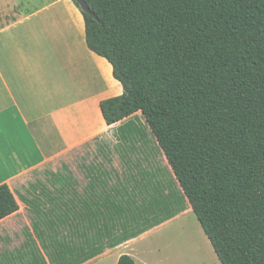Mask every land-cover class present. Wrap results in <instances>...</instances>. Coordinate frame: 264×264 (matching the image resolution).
Masks as SVG:
<instances>
[{"label": "trees", "instance_id": "1", "mask_svg": "<svg viewBox=\"0 0 264 264\" xmlns=\"http://www.w3.org/2000/svg\"><path fill=\"white\" fill-rule=\"evenodd\" d=\"M85 2L93 12L81 11L85 43L109 61L123 88L100 102L104 122L128 119L115 131L118 149L135 150L139 143L146 166L156 171L149 156L159 150L182 196L147 171L155 179L154 201L145 209L130 207L118 223L109 217L117 210L111 172L85 171L81 192L68 171L50 172L53 190L41 189L27 201L63 220L60 264L83 263L169 219L185 201L220 264H264V0ZM17 210L13 192L0 184V220ZM116 264L135 262L122 254Z\"/></svg>", "mask_w": 264, "mask_h": 264}, {"label": "crops", "instance_id": "2", "mask_svg": "<svg viewBox=\"0 0 264 264\" xmlns=\"http://www.w3.org/2000/svg\"><path fill=\"white\" fill-rule=\"evenodd\" d=\"M122 92L109 61L87 47L83 16L73 0H0V184L9 186L18 203L16 212L0 220V235L13 233V264H52L50 256L61 263L67 234L63 220L27 201L41 189L52 191V186H26L25 181L70 151L115 134L128 119L106 125L100 102ZM143 128L146 145L154 150L155 141L146 125ZM103 144H98L100 150ZM135 145L139 151L140 144ZM154 169L150 175L157 172L158 180L182 196L172 171ZM107 172L112 173L108 186L117 209L109 214L113 221L120 223L130 207L145 209L154 201L155 179L147 178V171ZM74 187L81 192L85 185L81 190ZM64 201L63 196L62 205ZM56 202L60 206V198ZM184 203L169 219L105 246L81 264H116L122 254L135 264H157L153 259L158 250L147 239L192 211ZM43 206L48 208V202Z\"/></svg>", "mask_w": 264, "mask_h": 264}, {"label": "rangeland", "instance_id": "3", "mask_svg": "<svg viewBox=\"0 0 264 264\" xmlns=\"http://www.w3.org/2000/svg\"><path fill=\"white\" fill-rule=\"evenodd\" d=\"M140 120L145 127L144 120ZM101 141L107 144H103L100 150L98 144ZM101 141L87 143L70 151L63 158L35 170L38 172L29 176L25 181L26 186L50 185L53 178L48 175L49 171L70 172L79 190L86 183L85 171L95 166L105 171H153L154 166H146L145 155L140 151L128 148L119 150L112 132L104 135ZM153 153L154 156H149L150 163L156 165L157 171H171L163 154L157 149ZM187 209L190 211L189 205ZM148 240L158 250L153 259L157 264H220L192 211L159 229ZM0 264H13V233L0 235Z\"/></svg>", "mask_w": 264, "mask_h": 264}, {"label": "water", "instance_id": "4", "mask_svg": "<svg viewBox=\"0 0 264 264\" xmlns=\"http://www.w3.org/2000/svg\"><path fill=\"white\" fill-rule=\"evenodd\" d=\"M74 1L78 4L81 11L93 16V12L90 10L85 0H74Z\"/></svg>", "mask_w": 264, "mask_h": 264}]
</instances>
